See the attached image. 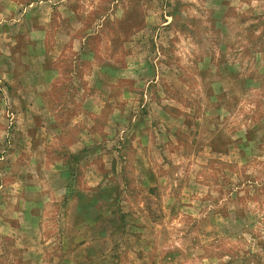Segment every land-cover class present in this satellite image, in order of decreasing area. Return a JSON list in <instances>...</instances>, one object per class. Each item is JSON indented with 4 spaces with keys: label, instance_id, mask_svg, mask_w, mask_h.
Returning a JSON list of instances; mask_svg holds the SVG:
<instances>
[{
    "label": "rangeland",
    "instance_id": "1",
    "mask_svg": "<svg viewBox=\"0 0 264 264\" xmlns=\"http://www.w3.org/2000/svg\"><path fill=\"white\" fill-rule=\"evenodd\" d=\"M0 264H264V0H0Z\"/></svg>",
    "mask_w": 264,
    "mask_h": 264
}]
</instances>
